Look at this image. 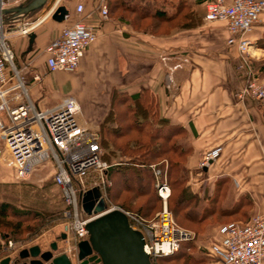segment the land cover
<instances>
[{
  "label": "crops",
  "instance_id": "0c3cea01",
  "mask_svg": "<svg viewBox=\"0 0 264 264\" xmlns=\"http://www.w3.org/2000/svg\"><path fill=\"white\" fill-rule=\"evenodd\" d=\"M69 2L72 5L66 3V6L71 17L67 21L49 20L47 14L33 32L10 35L9 42L17 60L15 65L28 93V96L22 93L21 98L12 103L14 106L31 101L41 109H48L66 97L60 91L55 93L56 99L48 107L39 104L45 96L55 92L52 75L57 72H50L46 65L45 47L65 25L79 19L76 6L82 1ZM85 2V14H90L88 21L97 26L99 36L87 49L77 71L89 72L99 62L98 75L93 72L88 76L90 79L101 77L99 83L105 89L101 92L103 103L99 108H105V112L112 106L115 91L131 96L149 91L156 97L159 116L185 130L187 136L181 144L189 150L185 164L187 186L196 196L193 205L198 220L214 223L212 243L221 238L220 228L224 224L246 222L256 214H264V107L250 98L241 101L236 96L246 83L247 74L240 68L242 56L237 47L227 44L226 24L200 23L165 34L141 29L126 19H111V15L108 21L100 22L99 0L90 7ZM197 4L203 8L204 15L205 6ZM39 17L40 12L27 21L34 22ZM250 37L256 44L252 49V65L264 78V15ZM10 75L12 85L18 79L13 73ZM78 101L82 107L81 122L99 129L89 119L94 114L88 113L81 99ZM216 148H220L219 156L201 169L204 156ZM5 168L14 174L10 166L0 165L1 176ZM51 237L46 246L34 245L47 250L57 242L61 251H67L72 232L56 229ZM23 249L1 251L0 262L7 256L16 259ZM208 256L211 259L208 264H218L216 257Z\"/></svg>",
  "mask_w": 264,
  "mask_h": 264
},
{
  "label": "built area",
  "instance_id": "2783aa9c",
  "mask_svg": "<svg viewBox=\"0 0 264 264\" xmlns=\"http://www.w3.org/2000/svg\"><path fill=\"white\" fill-rule=\"evenodd\" d=\"M22 1L0 0V9ZM193 1L205 6L204 21L207 24H226L227 44L236 46L242 56L240 68L246 72L247 81L237 91V98L241 101L250 98L264 107V78L252 65V49L256 44L250 37L252 30L262 22L264 0ZM59 2L54 1L46 13L36 21L26 23L23 28L0 26V164L10 166L17 181L27 180L43 164L53 165V180L62 189L68 209L64 214L67 218L64 230L72 232L67 251L73 258L78 259L79 242L89 238L87 225L95 214L85 213L83 198L88 190L95 188L101 190L106 201L105 212L124 211L130 225L143 234L144 249L151 258L174 254L180 250L182 242L192 241L196 235L175 221L168 204L172 188L160 168L152 165L155 185L162 200V209L155 217L147 219L119 205H110L105 193L112 184L107 177L112 164L104 159L100 131L81 122L82 107L78 99L69 95L48 109H41L31 101L12 104L21 98L22 93L27 96L28 93L16 68L15 52L9 37L14 32L31 33L46 14L47 18L53 16L60 7ZM97 9L100 22L110 19L107 0H99ZM76 12L79 19L65 25L45 47L46 65L50 72L77 71L87 49L98 39L97 26L88 21L90 14H85V4L79 2ZM70 17L69 12L65 21ZM12 73L18 80L10 85ZM219 154L220 148L209 151L200 168L209 166ZM220 233L221 238L206 247L207 254L216 257L218 264H264V214H256L248 222L224 224ZM9 245L13 246L12 240Z\"/></svg>",
  "mask_w": 264,
  "mask_h": 264
},
{
  "label": "trees",
  "instance_id": "16d2710c",
  "mask_svg": "<svg viewBox=\"0 0 264 264\" xmlns=\"http://www.w3.org/2000/svg\"><path fill=\"white\" fill-rule=\"evenodd\" d=\"M109 8L111 15L112 9ZM113 9L136 13L143 20L166 18L162 21L170 23L168 20L173 18L172 15L166 16L164 10L153 8L142 0H117ZM190 26L193 27L196 24L191 23ZM111 104L102 123L101 132V141L107 151L104 159L112 164L107 172V177L112 183L109 187L110 199L120 200L119 205L124 209L129 208L145 218H152L151 213L156 212L160 202L162 204L152 168L153 164H157L167 172V181L173 188L172 190L180 191L183 197L181 203L175 198V206L173 203L170 204L173 207L172 210L176 212L178 207L180 209L188 207L190 211V206L194 204L196 196L187 186L189 178L185 164L189 150L184 149L181 144L187 136L185 130L159 116L156 97L149 91L134 96L115 91ZM117 157H121L122 160L115 163L114 158ZM166 161L169 165L167 169H164ZM36 218L33 213L14 208L10 203H0L1 237L9 242L17 239L20 234L29 233L34 226L26 225V223ZM186 245L191 247L192 241L182 242L180 250L174 254L152 258L153 263L158 264L160 259L168 260L181 256L186 264H191L192 257L182 253Z\"/></svg>",
  "mask_w": 264,
  "mask_h": 264
},
{
  "label": "rangeland",
  "instance_id": "374dc122",
  "mask_svg": "<svg viewBox=\"0 0 264 264\" xmlns=\"http://www.w3.org/2000/svg\"><path fill=\"white\" fill-rule=\"evenodd\" d=\"M58 2L59 0H49L45 7L41 10L40 15L42 16L46 13L49 8L53 5V2ZM70 0H60L59 5H72ZM82 3H86L85 0H80ZM88 7H90L95 0H86ZM140 1V0H139ZM144 3H148L153 8L157 7L161 10H164L166 16L172 15L173 18L166 21L165 19H154L149 18L143 20V18L131 12H123V10L113 9L117 0H107L109 7H111V19H126L128 22L138 25L141 29L156 30L160 33H171L174 30H179L183 28L191 27V23H195L196 26L200 23L207 24L204 21V10L203 8L194 2L193 0H142ZM147 1V2H146ZM78 2V0H77ZM112 2V3H111ZM55 5V4H54ZM203 12V13H202ZM47 15V14H46ZM45 15V16H46ZM44 16V17H45ZM125 16V17H124ZM43 17V19H44ZM52 16L48 19L51 20ZM12 25L9 27L17 26ZM34 29L31 30L33 32ZM10 43V42H9ZM15 63L17 64L16 55ZM96 63L88 71H75V72H66L61 71L52 75V79L55 81L53 86L55 87V92L53 95L48 94L43 100L39 102L41 107H48L56 99L58 92L62 91L63 96L67 95H77L78 99H81L85 103V109L90 115H93V118L89 119L99 127V131L102 132V123L107 116L108 109L99 108L101 106V92L105 89L103 85L99 83V79L91 77L90 73H98L101 71L99 69L101 66ZM27 74V73H26ZM50 85V84H49ZM52 86L49 87V90ZM57 88H59L57 90ZM32 97L34 98L33 91L30 90ZM62 96V97H63ZM36 100V99H35ZM37 101V100H36ZM103 103V102H102ZM98 114H97V113ZM104 152L107 151L104 149ZM121 157L114 158V162L117 163L121 161ZM124 160V159H123ZM2 165V164H0ZM157 165V164H153ZM167 162H165L164 169L168 168ZM5 166V165H4ZM167 178V172L164 171L161 167L157 165ZM0 174V203L7 202L10 203L14 208L21 210H26L33 213L36 219H31L26 225L34 226V229L29 233H23L18 235L17 239L12 240L13 246L9 245V242L1 237L0 234V249L3 252L10 251L13 249H23L28 248L34 244L48 245V241L52 238L51 235L56 229H64L65 223H67V218L65 217V212L67 209L62 189H60L53 180L54 168L51 163L43 164L39 166L27 180H16L14 174L12 175L9 168L3 170V176ZM169 175V174H168ZM171 175V174H170ZM120 184V182H119ZM112 185V184H111ZM110 185V186H111ZM105 193V199L110 205H119L120 200H111L109 196V187ZM172 188V187H171ZM173 189V188H172ZM173 196L169 199V209L172 211L173 216L177 224L189 231L195 233V239L192 240L191 247L186 245L182 250V253L185 256L192 257L190 262L191 264H208L211 259L206 252L207 245L209 246L214 240L215 229L212 225L213 222H198L197 214L195 211L196 207L193 203L190 206V211L188 207H183V209H176L175 212L173 207L170 204L173 203L175 206V198L177 202H182L183 197L180 195V191H174ZM89 200L92 205V213L95 212L96 207L101 204L103 200L102 192L98 188L88 190ZM175 196V197H174ZM174 200V202H173ZM136 204V203H135ZM157 204V202H156ZM137 205V204H136ZM120 206V205H119ZM158 207V205H157ZM182 208V206H181ZM126 209V208H125ZM162 209L161 202L159 203V208L156 212L151 213V217H155L156 214ZM126 210L133 211L132 209L127 208ZM135 210V209H134ZM38 216L40 218H38ZM151 219V218H147ZM17 222V221H16ZM214 229V231H213ZM7 230V229H5ZM181 253V254H182ZM158 264H186V262L181 258V256H175L174 258L168 260H159Z\"/></svg>",
  "mask_w": 264,
  "mask_h": 264
},
{
  "label": "water",
  "instance_id": "95a60500",
  "mask_svg": "<svg viewBox=\"0 0 264 264\" xmlns=\"http://www.w3.org/2000/svg\"><path fill=\"white\" fill-rule=\"evenodd\" d=\"M48 1L23 0L19 4L0 9V26L18 24L14 27H25L27 20L41 12ZM68 13V7L61 5L52 18L62 22ZM83 203L85 211L91 215L89 194L84 196ZM106 206L104 200L96 207L95 217L87 225L89 238L79 242L78 259L61 251L57 242H53L47 250L40 245L24 248L16 259L7 256L0 264H154L144 249L143 234L130 225L125 212L120 209L105 212ZM63 238L66 239V234H63Z\"/></svg>",
  "mask_w": 264,
  "mask_h": 264
},
{
  "label": "bare ground",
  "instance_id": "6f19581e",
  "mask_svg": "<svg viewBox=\"0 0 264 264\" xmlns=\"http://www.w3.org/2000/svg\"><path fill=\"white\" fill-rule=\"evenodd\" d=\"M16 28H17V27H16ZM16 28H15V29H16ZM16 30H17V29H16ZM14 31H15V30H14Z\"/></svg>",
  "mask_w": 264,
  "mask_h": 264
},
{
  "label": "flooded vegetation",
  "instance_id": "af4514ba",
  "mask_svg": "<svg viewBox=\"0 0 264 264\" xmlns=\"http://www.w3.org/2000/svg\"><path fill=\"white\" fill-rule=\"evenodd\" d=\"M67 252V251H66ZM68 253V252H67ZM70 255V254H69Z\"/></svg>",
  "mask_w": 264,
  "mask_h": 264
}]
</instances>
